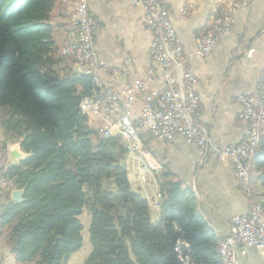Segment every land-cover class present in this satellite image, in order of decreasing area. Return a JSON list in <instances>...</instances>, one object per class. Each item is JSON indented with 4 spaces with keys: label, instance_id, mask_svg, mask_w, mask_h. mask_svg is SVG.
I'll return each instance as SVG.
<instances>
[{
    "label": "trees",
    "instance_id": "trees-1",
    "mask_svg": "<svg viewBox=\"0 0 264 264\" xmlns=\"http://www.w3.org/2000/svg\"><path fill=\"white\" fill-rule=\"evenodd\" d=\"M53 2L0 0V128L30 154L3 174L24 189L22 203L10 196L0 205L11 254L21 263L69 264L83 247L86 209L92 252L84 264H186L181 256L225 264L223 237L202 216L193 188L163 172L152 219L131 187L123 141L88 125L80 103L95 90L92 78L46 55ZM254 161L264 186V135Z\"/></svg>",
    "mask_w": 264,
    "mask_h": 264
},
{
    "label": "crops",
    "instance_id": "crops-1",
    "mask_svg": "<svg viewBox=\"0 0 264 264\" xmlns=\"http://www.w3.org/2000/svg\"><path fill=\"white\" fill-rule=\"evenodd\" d=\"M167 1L187 64L195 74L201 124L221 148L239 144L247 136V125L237 121L242 109L238 97L256 89L264 69V0H237L239 7L235 22L214 52L206 58L197 53L199 33L212 22L214 11L221 10L227 0H189L187 17L182 14L180 0ZM60 4L61 0H54L48 13L47 24L51 32L46 55L51 57L57 55L62 46L60 33L64 25L57 15ZM89 10L98 21L95 32L98 55L119 69L114 82L109 83V88L107 86L105 90L115 92L132 85L137 79L147 78L151 65L152 34L146 27L142 9L127 0H89ZM250 50H253L252 56L248 55ZM142 100L143 96L133 106L134 117L140 114ZM123 108L121 102L118 108H111L109 112L102 110L101 116L109 115V119L115 121ZM103 122V119L98 120L100 125ZM1 136L4 138L0 128V176L9 167L18 164L11 151L19 144L1 140ZM144 149L154 165L147 177L139 176L138 168L129 155L126 166L131 187L148 201L152 219H157L158 208L154 202L159 201V179L166 171L171 174L172 180L193 188L202 216L222 237L229 234L234 217L249 211L250 199L240 189L229 161L220 160L215 154L202 156L197 146L182 137L169 142L148 137ZM260 173L261 169L254 161L251 168L254 196L264 200ZM14 189L16 187L10 185L9 189L0 191V205L10 196L12 198ZM240 263L264 264V255L250 248L245 254H240Z\"/></svg>",
    "mask_w": 264,
    "mask_h": 264
},
{
    "label": "built area",
    "instance_id": "built-area-1",
    "mask_svg": "<svg viewBox=\"0 0 264 264\" xmlns=\"http://www.w3.org/2000/svg\"><path fill=\"white\" fill-rule=\"evenodd\" d=\"M127 1L142 9L146 27L152 34L151 65L147 78L137 79L132 85L112 92L105 89L114 82L119 69L98 55L95 44L98 22L89 10V0H63L68 11V27L62 29L61 58L78 66L80 73L91 77L95 85L92 95L84 97L80 103L88 125L103 138H120L142 178L154 169L144 149L148 137L161 142L182 137L197 146L202 156L215 154L220 160L229 161L240 189L250 199V207L247 213L233 218L229 234L223 235L222 257L227 263L241 264L240 254H245L247 249L255 248L264 255V202L253 198L254 185L250 184L248 169L250 156L257 151V135L264 118V75L252 93L238 97L242 109L237 121L247 125L246 138L239 144L221 148L200 122L195 74L187 64L168 1ZM180 4L183 16L187 17L189 0H180ZM238 7L237 0H227L221 10L214 11L212 22L199 33L197 53L201 57H209L226 37L237 18ZM252 54L250 50L248 55ZM141 96L140 114L134 117L132 109ZM121 102L124 108L115 121H111L109 115L102 118V110L109 112ZM100 119L104 121L102 125L98 123ZM10 185L14 186L13 177L0 176V191L9 189ZM154 206L159 208V201L154 202ZM180 258L189 264L187 256Z\"/></svg>",
    "mask_w": 264,
    "mask_h": 264
},
{
    "label": "rangeland",
    "instance_id": "rangeland-1",
    "mask_svg": "<svg viewBox=\"0 0 264 264\" xmlns=\"http://www.w3.org/2000/svg\"><path fill=\"white\" fill-rule=\"evenodd\" d=\"M57 11H58L57 15L59 14V18L62 21V24L64 25L63 28H67L68 27V19H67L68 11H67L66 6L63 4V0H61V4H60V6H59ZM60 35H61V37L63 36L62 30H61ZM60 52H61V49H59V51H58L56 56L59 59L62 60V63L64 65H70L66 60L61 58V53ZM74 69H75V66H74ZM263 75H264V69L262 70L259 79H261ZM263 134H264V122L261 125V136H260L261 138H260V141L262 139ZM258 147H259V145H258ZM258 147H257V149H258ZM127 156L128 155H126V159H127ZM254 157H255V154H254ZM126 159H125V162H126ZM253 161H254V158L252 159L251 166L249 168V177H250V181H251L250 183L252 185H253V177L251 175V168H252ZM254 194H255V191H254V186H253V198L255 197ZM254 200L255 201H259V200H261V198L255 197ZM261 201L264 202V200H261ZM80 220H81V223H82V225L84 227L83 231H82V235H83V239H84L83 247L76 253V255L73 258H71L69 264H84L85 259L92 252V244H91L90 233H89V227H90V224H91V217H90V215H89V213L87 212L86 209H84L83 214L80 216ZM7 237H8V229L0 227V264H34V263H21V262H19L15 258V256L12 255L11 252H10V248L8 246V243H7ZM222 241H223V238H222ZM223 259L225 261V264H230V263L226 262V259L224 257H223Z\"/></svg>",
    "mask_w": 264,
    "mask_h": 264
},
{
    "label": "water",
    "instance_id": "water-1",
    "mask_svg": "<svg viewBox=\"0 0 264 264\" xmlns=\"http://www.w3.org/2000/svg\"><path fill=\"white\" fill-rule=\"evenodd\" d=\"M75 72L80 74V69L78 66H75ZM11 155L13 159L18 163L30 157L29 153L23 151L20 143L12 149ZM12 188H14V186H12ZM12 200L17 203H22L24 201V189H14L12 192Z\"/></svg>",
    "mask_w": 264,
    "mask_h": 264
},
{
    "label": "bare ground",
    "instance_id": "bare-ground-1",
    "mask_svg": "<svg viewBox=\"0 0 264 264\" xmlns=\"http://www.w3.org/2000/svg\"><path fill=\"white\" fill-rule=\"evenodd\" d=\"M61 53V52H60ZM264 122V118H262V123ZM262 123H261V125H262ZM261 136V129H260V132H259V134L257 135V147H258V145H259V143H260V137ZM252 157H253V154H251V156H250V159H249V162H248V169L250 168V166H251V161H252ZM222 246H223V241L221 242V245H220V251H221V253H222ZM225 258V257H224ZM226 259V258H225Z\"/></svg>",
    "mask_w": 264,
    "mask_h": 264
}]
</instances>
